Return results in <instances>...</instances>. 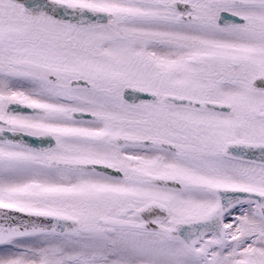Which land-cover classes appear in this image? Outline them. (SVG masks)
Here are the masks:
<instances>
[{"label":"snow or ice","instance_id":"6c2138e0","mask_svg":"<svg viewBox=\"0 0 264 264\" xmlns=\"http://www.w3.org/2000/svg\"><path fill=\"white\" fill-rule=\"evenodd\" d=\"M0 264H264V0H0Z\"/></svg>","mask_w":264,"mask_h":264}]
</instances>
